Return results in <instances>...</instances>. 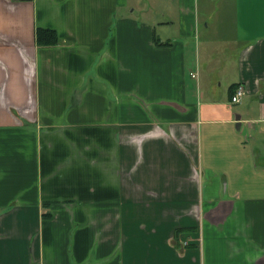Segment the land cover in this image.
<instances>
[{
  "label": "crops",
  "instance_id": "obj_1",
  "mask_svg": "<svg viewBox=\"0 0 264 264\" xmlns=\"http://www.w3.org/2000/svg\"><path fill=\"white\" fill-rule=\"evenodd\" d=\"M0 264H264V0H0Z\"/></svg>",
  "mask_w": 264,
  "mask_h": 264
},
{
  "label": "trees",
  "instance_id": "obj_2",
  "mask_svg": "<svg viewBox=\"0 0 264 264\" xmlns=\"http://www.w3.org/2000/svg\"><path fill=\"white\" fill-rule=\"evenodd\" d=\"M59 39L55 30L50 28H40L36 31V41L41 46L55 45Z\"/></svg>",
  "mask_w": 264,
  "mask_h": 264
},
{
  "label": "built area",
  "instance_id": "obj_3",
  "mask_svg": "<svg viewBox=\"0 0 264 264\" xmlns=\"http://www.w3.org/2000/svg\"><path fill=\"white\" fill-rule=\"evenodd\" d=\"M245 94V90L242 86H239L235 92V94L233 95L232 97V102L233 103H240L241 102V99L242 97L244 96Z\"/></svg>",
  "mask_w": 264,
  "mask_h": 264
},
{
  "label": "water",
  "instance_id": "obj_4",
  "mask_svg": "<svg viewBox=\"0 0 264 264\" xmlns=\"http://www.w3.org/2000/svg\"><path fill=\"white\" fill-rule=\"evenodd\" d=\"M237 121H240V116L237 117Z\"/></svg>",
  "mask_w": 264,
  "mask_h": 264
}]
</instances>
